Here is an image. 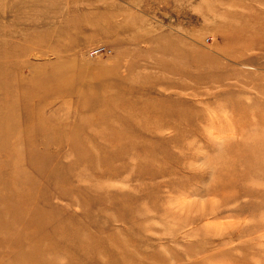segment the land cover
<instances>
[{
	"label": "rangeland",
	"instance_id": "rangeland-1",
	"mask_svg": "<svg viewBox=\"0 0 264 264\" xmlns=\"http://www.w3.org/2000/svg\"><path fill=\"white\" fill-rule=\"evenodd\" d=\"M263 165L264 0H0V264H264Z\"/></svg>",
	"mask_w": 264,
	"mask_h": 264
},
{
	"label": "built area",
	"instance_id": "built-area-1",
	"mask_svg": "<svg viewBox=\"0 0 264 264\" xmlns=\"http://www.w3.org/2000/svg\"><path fill=\"white\" fill-rule=\"evenodd\" d=\"M101 50H102L101 48H96V49L90 50L88 52V54H89V56L90 55H96V54H99L101 52Z\"/></svg>",
	"mask_w": 264,
	"mask_h": 264
},
{
	"label": "bare ground",
	"instance_id": "bare-ground-1",
	"mask_svg": "<svg viewBox=\"0 0 264 264\" xmlns=\"http://www.w3.org/2000/svg\"><path fill=\"white\" fill-rule=\"evenodd\" d=\"M100 54V53H99ZM90 56H93V55H90ZM250 156V155H249ZM252 156V155H251ZM254 158V157H253ZM256 159V158H255ZM258 160V159H257ZM261 163V162H260ZM259 164V163H258ZM247 165V164H246ZM256 166V165H255ZM264 166V165H263Z\"/></svg>",
	"mask_w": 264,
	"mask_h": 264
}]
</instances>
